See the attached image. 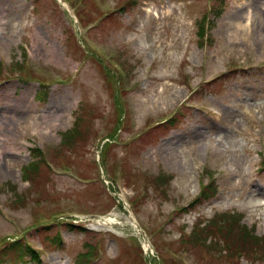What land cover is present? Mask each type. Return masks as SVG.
<instances>
[{"label": "rangeland", "instance_id": "1", "mask_svg": "<svg viewBox=\"0 0 264 264\" xmlns=\"http://www.w3.org/2000/svg\"><path fill=\"white\" fill-rule=\"evenodd\" d=\"M263 4L0 0V264H264Z\"/></svg>", "mask_w": 264, "mask_h": 264}, {"label": "bare ground", "instance_id": "2", "mask_svg": "<svg viewBox=\"0 0 264 264\" xmlns=\"http://www.w3.org/2000/svg\"><path fill=\"white\" fill-rule=\"evenodd\" d=\"M263 6H264V4H263ZM252 18H255V19L261 21L260 22L261 23V28L258 27L256 29H262V30H264V27H262V24L264 25V14L261 17L260 15H258V16H252L250 13H248L247 17L244 18V20H245L244 25L239 24L240 19H239V17L237 15H235L234 16V19H236V22H237L236 30L234 32H232L231 35H229L230 36L229 38L234 39V40H239L238 42L251 41L252 40V36H251V33L252 32L251 33H249V32H250V30L253 29L250 26V24L252 22ZM254 26H256V23L254 24ZM238 31H242V32H245V33L244 34H238L237 33ZM261 39H263V38H261ZM172 97H175V95H172ZM47 117L48 116L42 115L41 119L46 121ZM225 117L226 118H229V115H225ZM202 138H203V135H197V136L192 135V136H189L186 141H187L188 145H190L191 147H193L196 151L200 152V150H201L200 142L202 141ZM2 154H3V157L2 156L1 157L3 158V160H5L7 154L4 153V152H1L0 155H2ZM4 154H5V158H4ZM232 176H235V175L233 173H229V174L226 175V178L228 179V177H232ZM205 191L209 193L210 197H217V195L219 193L218 187H217V184H215V181H214L213 185L211 184V186L207 190L205 189ZM209 195L206 196V198L209 197ZM258 195L259 194H254V193H251L249 195L248 200L245 202V204H246V206H247L248 209H250V208H256L258 206H261V203H259L258 201H254V200L258 199V197H257ZM255 197H257V198L254 199ZM206 198H204V197L201 198L200 197V199H203L204 201H206L205 200ZM200 199L198 198V200H195L193 203L190 204V206H194L195 204H197L200 201ZM130 223L132 224V226L134 228L137 229V231L140 232V227H138L136 221H134L133 219L130 218ZM144 248L149 251L150 248H151V245L148 242H145L144 243Z\"/></svg>", "mask_w": 264, "mask_h": 264}, {"label": "trees", "instance_id": "3", "mask_svg": "<svg viewBox=\"0 0 264 264\" xmlns=\"http://www.w3.org/2000/svg\"><path fill=\"white\" fill-rule=\"evenodd\" d=\"M209 195V193L208 192H203L202 193V195L200 196L201 198H206V196H208ZM212 195V194H211ZM209 197H210V195H209ZM208 197V198H209ZM233 232V231H232ZM232 232H230L229 234H228V237L230 238L231 236H232ZM195 235V234H194ZM193 235V236H194ZM240 244H242L243 246H245V242H244V240H241V242H240ZM17 247H19V248H22L23 246H20L18 243H16V244H11V246L9 247V249H15V248H17ZM27 248V250H26V252H28V253H30V254H35L33 257H34V259H36V258H38L37 257V255H36V253L35 252H33L32 250L33 249H31L29 246L28 247H26ZM17 250V249H16ZM21 251H23V249L21 250ZM24 252V251H23ZM26 255H27V253H26ZM18 259H20V257L18 256Z\"/></svg>", "mask_w": 264, "mask_h": 264}]
</instances>
